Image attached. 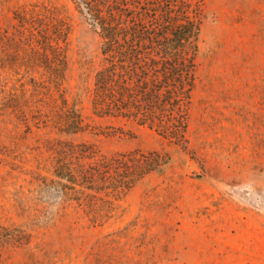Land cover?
Segmentation results:
<instances>
[{
    "label": "rangeland",
    "instance_id": "rangeland-1",
    "mask_svg": "<svg viewBox=\"0 0 264 264\" xmlns=\"http://www.w3.org/2000/svg\"><path fill=\"white\" fill-rule=\"evenodd\" d=\"M25 12L44 28L23 27ZM200 18L177 140L95 113L102 40L75 1L0 0V227L30 235L5 244L0 264H264V0H204ZM50 36L67 61L60 80L52 52L42 55ZM74 107L84 128L67 133ZM61 143L88 147L83 163L128 153L168 162L117 198L87 191L106 207L97 212L46 187Z\"/></svg>",
    "mask_w": 264,
    "mask_h": 264
},
{
    "label": "trees",
    "instance_id": "trees-1",
    "mask_svg": "<svg viewBox=\"0 0 264 264\" xmlns=\"http://www.w3.org/2000/svg\"><path fill=\"white\" fill-rule=\"evenodd\" d=\"M73 1L102 40L103 65L95 75L92 99L95 113L133 119L170 138L184 139L188 104L196 83L195 61L204 0ZM16 16L23 27L45 26H38L36 16L28 18L26 12ZM44 38L42 55L51 51L54 56L53 78H65L67 61L60 39ZM74 109L69 110L67 133H78L84 128ZM57 150L60 162L54 167V179L46 187L59 194L60 201H76L97 212L106 207L96 205L98 196L87 191L117 198L168 162L159 153L138 158L136 153H128L83 163V158L91 159L93 154L85 145L61 143ZM29 239L30 235L21 227H0V253L7 243L23 244Z\"/></svg>",
    "mask_w": 264,
    "mask_h": 264
}]
</instances>
